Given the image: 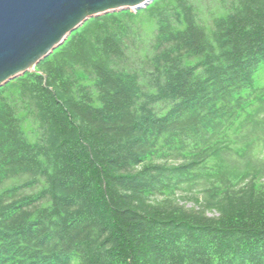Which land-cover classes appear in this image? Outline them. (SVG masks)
Listing matches in <instances>:
<instances>
[{
  "label": "trees",
  "instance_id": "trees-1",
  "mask_svg": "<svg viewBox=\"0 0 264 264\" xmlns=\"http://www.w3.org/2000/svg\"><path fill=\"white\" fill-rule=\"evenodd\" d=\"M263 68L264 0L87 20L0 87V264H264Z\"/></svg>",
  "mask_w": 264,
  "mask_h": 264
},
{
  "label": "water",
  "instance_id": "water-1",
  "mask_svg": "<svg viewBox=\"0 0 264 264\" xmlns=\"http://www.w3.org/2000/svg\"><path fill=\"white\" fill-rule=\"evenodd\" d=\"M153 0H0V87L35 67L87 20Z\"/></svg>",
  "mask_w": 264,
  "mask_h": 264
},
{
  "label": "rangeland",
  "instance_id": "rangeland-1",
  "mask_svg": "<svg viewBox=\"0 0 264 264\" xmlns=\"http://www.w3.org/2000/svg\"><path fill=\"white\" fill-rule=\"evenodd\" d=\"M133 11H134V9H132ZM257 83L259 84V85H264V68L262 69V71H260L259 73H258V79H257ZM185 203V202H184ZM188 207H191V206H193L194 205V201L193 200H191V199H189V200H187V202L185 203ZM211 215L213 214V213H210Z\"/></svg>",
  "mask_w": 264,
  "mask_h": 264
},
{
  "label": "bare ground",
  "instance_id": "bare-ground-1",
  "mask_svg": "<svg viewBox=\"0 0 264 264\" xmlns=\"http://www.w3.org/2000/svg\"><path fill=\"white\" fill-rule=\"evenodd\" d=\"M132 9L137 10L136 8H132Z\"/></svg>",
  "mask_w": 264,
  "mask_h": 264
}]
</instances>
